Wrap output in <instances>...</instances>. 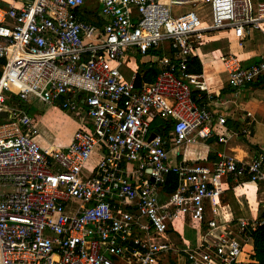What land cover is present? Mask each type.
<instances>
[{"label":"built area","instance_id":"1","mask_svg":"<svg viewBox=\"0 0 264 264\" xmlns=\"http://www.w3.org/2000/svg\"><path fill=\"white\" fill-rule=\"evenodd\" d=\"M92 2L0 8V264H249L250 232L264 218L234 221L224 184L264 186V158L220 153L208 165L185 157L211 137L226 144L250 134L232 132L211 111L209 103L226 101L188 66L207 34L232 32L242 48L258 31L257 63L219 60L232 88L264 78V0ZM206 2L209 25L194 11ZM173 6L191 10L174 14ZM137 59L157 69L139 87L129 67ZM29 96L77 113L67 146L34 140L39 129L19 106ZM175 221L191 228L194 245L168 239Z\"/></svg>","mask_w":264,"mask_h":264},{"label":"crops","instance_id":"2","mask_svg":"<svg viewBox=\"0 0 264 264\" xmlns=\"http://www.w3.org/2000/svg\"><path fill=\"white\" fill-rule=\"evenodd\" d=\"M93 6L95 5L92 0ZM261 1V0H255ZM25 3V0H0V8L7 9L9 7H21ZM86 20L95 21L90 16H85ZM257 39V43L253 40ZM262 37L256 38L255 32L251 34L246 40H244L243 47H239L232 32L221 31L207 34L204 42L198 49V57L196 61L200 63L203 75L205 79L207 89L211 92H219L220 98L226 101V105L219 106L214 103H209V108L215 113V115H223L226 118V127L232 132H240L245 128L250 131L249 135L239 133L236 136H232L226 144L217 141V138L211 137L206 141H201L200 145L188 147L185 157L186 158H201V163L208 165L217 160V156L220 153H226L235 156L238 160L243 162H250L257 156L264 158V78L260 77L258 80L251 84H247L242 88H232L227 84V74L224 71L219 58L221 56L233 55L237 56L242 65L249 67L259 61L261 52ZM139 59L133 61L135 67L139 71L140 65ZM193 62V61H192ZM142 64V63H141ZM154 67V66H152ZM155 68V67H154ZM196 74V73H194ZM144 81V80H143ZM204 95L206 92H203ZM33 100H36L33 96H29L27 102L19 103L20 107L27 108L30 106ZM39 101V100H37ZM41 105L46 108L53 106H47L40 101ZM208 103V102H207ZM56 108V107H55ZM57 109V108H56ZM64 115L68 120H71L70 114L64 112ZM1 121H6L5 116L0 118ZM75 124L74 131L65 132L61 136L58 135L55 138V142H50L40 132L37 136V143L45 147L48 144H55L61 147L67 146L74 134L78 129L79 123ZM191 149V151H189ZM178 151L174 148H169V156L171 160H175L176 153ZM200 155V156H199ZM170 179L173 182L171 188H168L169 192H172L173 186L176 184V176L174 179ZM245 186L235 187L234 182L229 179L224 184V199L223 203L227 205L232 219H234L232 206L227 200L228 194L231 193L230 199L233 200L240 213L239 218L245 219H259L260 216L264 218V213L261 209V204L264 203V186L259 184L258 186L245 183ZM177 228V231H174ZM186 230H191L187 227L183 221H175L172 228L169 231L168 239L171 240L179 247H186L187 241L191 245L195 244L196 235L194 234V241H190L184 237ZM179 233L181 235H179ZM185 240V241H184ZM249 252V259L251 261V254L253 251L252 241L247 245L246 250ZM172 256L170 252L168 254ZM167 255V256H168ZM168 256V257H169Z\"/></svg>","mask_w":264,"mask_h":264},{"label":"rangeland","instance_id":"3","mask_svg":"<svg viewBox=\"0 0 264 264\" xmlns=\"http://www.w3.org/2000/svg\"><path fill=\"white\" fill-rule=\"evenodd\" d=\"M191 10L190 7H179V6H173L172 12L174 14H182L184 12H187ZM194 11L197 13V15L200 17L201 22L205 25H209L211 23V11H210V3H200ZM256 38H261V34L258 31H255ZM254 43H257V39L253 40ZM129 67L134 69V62L131 60L129 61ZM142 61H138V64L140 65ZM121 73L123 74L125 81L128 82L130 80L131 71L128 67L122 66L120 68ZM7 105H14V99L11 97H8L6 100ZM57 109H56V108ZM27 114L31 118L32 123L37 124V126L40 129V132L47 140L50 142H55V138L58 135H62L65 132L74 131L75 124L73 123L78 122L77 113H72L70 116L72 117L71 120H68L67 117L64 115V111L57 106H53L51 108H46L43 105H41L40 101L33 100L30 106L27 108ZM69 114V113H67ZM4 121V120H3ZM1 122V120H0ZM158 122V120L155 122V124ZM153 129V127H151ZM36 141L37 138H34ZM72 140V139H71ZM37 142V141H36ZM191 151V149H189ZM174 231H177V228H174ZM179 235H181L179 233ZM184 237L190 241H194V232L192 230H186L184 233ZM248 252V249H247Z\"/></svg>","mask_w":264,"mask_h":264},{"label":"trees","instance_id":"4","mask_svg":"<svg viewBox=\"0 0 264 264\" xmlns=\"http://www.w3.org/2000/svg\"><path fill=\"white\" fill-rule=\"evenodd\" d=\"M96 23V21H93ZM193 61V62H192ZM3 64V61H0V66ZM139 72L137 74V78L135 79V86L139 87L141 85L142 80L146 82H152L154 76L157 73V69H155L152 66L146 65V64H140ZM188 70L191 73L201 74L202 69L200 66V63L196 61V58H193L188 66ZM174 179V175L171 176ZM176 186V184H175ZM175 187L173 186L172 189H169L170 191L173 190ZM228 194V201L230 202V205L232 206L233 214V220L235 221L237 218H239L240 213L238 211L237 206L234 204L233 200L230 199L231 193ZM262 216H260V219ZM251 238H252V246L253 251L250 256L251 261L249 264H264V222L256 227V229L252 232H250Z\"/></svg>","mask_w":264,"mask_h":264},{"label":"water","instance_id":"5","mask_svg":"<svg viewBox=\"0 0 264 264\" xmlns=\"http://www.w3.org/2000/svg\"><path fill=\"white\" fill-rule=\"evenodd\" d=\"M5 116V114H0V117H4ZM153 137V135L151 136V138Z\"/></svg>","mask_w":264,"mask_h":264}]
</instances>
